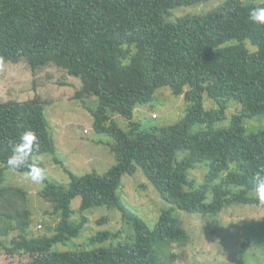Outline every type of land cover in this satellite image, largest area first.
Returning <instances> with one entry per match:
<instances>
[{"label":"trees","instance_id":"1","mask_svg":"<svg viewBox=\"0 0 264 264\" xmlns=\"http://www.w3.org/2000/svg\"><path fill=\"white\" fill-rule=\"evenodd\" d=\"M204 1L0 0V65L26 61L34 75L56 67L79 78L74 99L92 114L95 132L112 138L116 159L103 176L79 177L62 165L69 188L47 184L39 193L51 206L45 214L52 221L44 224L49 234L43 236L31 229L28 193L1 181L0 253L7 264H173L179 256L172 245L182 247L189 238L184 223L166 211L151 230L118 194L123 175L139 169L173 210L217 216L232 206L264 208L255 191V174L264 175V129L248 133L244 127L246 119L264 115V23L250 19L264 4L226 0L207 15L166 21L176 8ZM230 41L238 43L224 46ZM163 87L192 106L176 125L144 129L134 120L136 110ZM205 97L219 107L204 110ZM92 98L96 109L88 106ZM232 102L242 105L241 112L229 127H212L227 118ZM52 103L39 94L0 100V174L4 168L27 175L32 165L44 169L38 157L56 152L46 118ZM197 124L211 127L192 133ZM26 131L35 132L37 142L25 166L10 168L7 160ZM199 165L208 169L202 183L190 176ZM101 207L120 211L135 233L125 239L121 232L95 234L87 240L93 248L83 241L74 242V250L55 248L79 238L89 222L85 212Z\"/></svg>","mask_w":264,"mask_h":264},{"label":"rangeland","instance_id":"2","mask_svg":"<svg viewBox=\"0 0 264 264\" xmlns=\"http://www.w3.org/2000/svg\"><path fill=\"white\" fill-rule=\"evenodd\" d=\"M244 5L264 4V0H242ZM226 0H209L190 7H179L172 11L167 22H173L184 16H204L221 8ZM230 41L224 46L237 44ZM246 46L251 52L257 48L249 41ZM82 87L79 78L69 76L56 67L41 69L36 75L28 67L26 61L20 63H5L0 65V100L24 101L33 98L36 94L45 100L53 102L46 105V118L48 130L54 140L56 152L44 154L38 159L44 164V179L41 182H33L27 178V174L5 169L0 174V182L4 186L20 188L28 193L29 208L33 212L32 231L37 236L49 234L44 224L52 217L46 215V210L51 208L39 193L47 184H53L69 188L71 179L66 173L65 167L76 176L87 174L105 175L115 164L116 159L111 150L112 138L99 135L94 130V118L81 101L75 100L77 89ZM88 106L96 109L97 98L87 101ZM192 106L184 95H175L169 87H163L156 91L154 101L148 105L139 106L134 117L135 122L147 129L151 126H173L178 124L188 113ZM204 110L210 111L218 108V104L204 98ZM242 105L238 102L227 104V118L214 124L212 127H229L235 114L241 112ZM119 118L120 126L127 128V123ZM124 121V122H123ZM210 125L197 124L192 133L207 130ZM244 127L248 133L259 132L264 129V115L253 119H246ZM59 159L62 164L54 160ZM1 168V165H0ZM208 169L199 165L191 170L190 176L203 182ZM118 194L128 207L136 213L153 230L161 216L166 211L178 218L189 233L188 241H183L182 247L176 244L173 251L177 254V260L173 264H264V208L257 206H232L224 208L217 216L188 214L174 209L173 206L162 199L156 188L150 183L144 172L139 169L134 175L125 174L118 189ZM81 198H76L72 207L78 209ZM89 222L84 226L79 238L69 245L59 244L61 250H74V242L83 241L85 248L90 237L99 233L121 232L122 239L135 233L134 227L123 219V215L117 209L101 207L85 212ZM76 218H80L78 213ZM106 218L102 223L99 220ZM16 233L12 234L13 237ZM104 243L103 246H108ZM186 244V245H185ZM179 246V245H178ZM27 263V260L11 261L10 264ZM7 256L0 253V264H7Z\"/></svg>","mask_w":264,"mask_h":264},{"label":"clouds","instance_id":"3","mask_svg":"<svg viewBox=\"0 0 264 264\" xmlns=\"http://www.w3.org/2000/svg\"><path fill=\"white\" fill-rule=\"evenodd\" d=\"M250 19L254 22L264 23V8H257L250 12ZM21 143L13 149V154L8 158L7 163L10 168H20L25 166L26 161L32 153L33 146L37 142V136L33 131H26L21 136ZM264 171V170H262ZM27 178L33 182H41L44 179L43 170L35 165L30 166ZM256 194L264 202V175L261 171L255 174Z\"/></svg>","mask_w":264,"mask_h":264}]
</instances>
